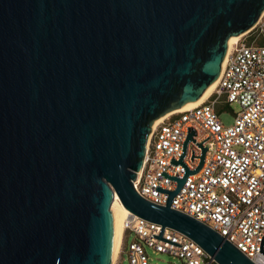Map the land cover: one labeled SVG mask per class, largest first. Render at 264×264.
<instances>
[{
	"label": "water",
	"instance_id": "1",
	"mask_svg": "<svg viewBox=\"0 0 264 264\" xmlns=\"http://www.w3.org/2000/svg\"><path fill=\"white\" fill-rule=\"evenodd\" d=\"M263 12L264 0H0V264H111L115 199L219 264H254L171 208L206 148L165 206L133 182L152 123L205 95Z\"/></svg>",
	"mask_w": 264,
	"mask_h": 264
},
{
	"label": "built area",
	"instance_id": "2",
	"mask_svg": "<svg viewBox=\"0 0 264 264\" xmlns=\"http://www.w3.org/2000/svg\"><path fill=\"white\" fill-rule=\"evenodd\" d=\"M245 36L227 52L212 95L153 128L133 187L145 200L165 206L168 192L177 188L172 179H183L185 168L194 171L206 148L202 168L186 178L171 208L217 232L254 264H264V12ZM222 101L240 108L229 126L216 111ZM189 131L194 136L183 166L175 165ZM121 227L119 250L127 264H149L147 250L171 256L176 264H219L183 234L129 212Z\"/></svg>",
	"mask_w": 264,
	"mask_h": 264
},
{
	"label": "bare ground",
	"instance_id": "3",
	"mask_svg": "<svg viewBox=\"0 0 264 264\" xmlns=\"http://www.w3.org/2000/svg\"><path fill=\"white\" fill-rule=\"evenodd\" d=\"M245 34H242V35H239L237 37H234L232 38L229 43H228V52L231 50L232 46L237 43V41L239 39H241L243 36H245ZM224 65V63H223ZM222 65V67H223ZM217 82H218V79L214 82L213 86L211 87V89L205 94L203 95L199 100H197L194 104H191V103H185V104H182V105H178L176 106L174 109H172L170 112H168L167 114H165L164 116L160 117L159 119L155 120L153 123H152V126H151V132L153 130V128L158 124L160 123L162 120H164L166 117H168L169 115L171 114H175V113H179V112H183V111H186V110H189V109H192V108H195L197 106H199L200 104H202L209 96L212 95L216 85H217ZM150 132V134H151ZM149 134V136H150ZM149 139V137H148ZM112 208L116 211V213L118 214V217H119V222H118V231H117V234H116V238H115V244H114V250H113V256H112V259H111V264H114V261L116 260L117 258V255H118V250H119V245L122 241V237H123V230H122V227H121V222L122 220L125 218V216L128 214V211L125 210L122 205L118 202L117 199H115V201L112 203Z\"/></svg>",
	"mask_w": 264,
	"mask_h": 264
},
{
	"label": "rangeland",
	"instance_id": "4",
	"mask_svg": "<svg viewBox=\"0 0 264 264\" xmlns=\"http://www.w3.org/2000/svg\"><path fill=\"white\" fill-rule=\"evenodd\" d=\"M246 38V36H243ZM240 111V108L232 104L228 109L225 107L219 108V114H220V120L225 126H229L232 124L233 121V114H237ZM132 236L129 237V241L132 240ZM120 246V245H119ZM118 252H121V250H118ZM147 254L149 257V264H176V259H173L171 256H168L166 254H155L152 253L151 250H147ZM119 255V254H118ZM122 264H127V260L124 257Z\"/></svg>",
	"mask_w": 264,
	"mask_h": 264
},
{
	"label": "crops",
	"instance_id": "5",
	"mask_svg": "<svg viewBox=\"0 0 264 264\" xmlns=\"http://www.w3.org/2000/svg\"><path fill=\"white\" fill-rule=\"evenodd\" d=\"M117 260L114 261V264H122L123 259H124V255L122 252H119V255H117Z\"/></svg>",
	"mask_w": 264,
	"mask_h": 264
},
{
	"label": "trees",
	"instance_id": "6",
	"mask_svg": "<svg viewBox=\"0 0 264 264\" xmlns=\"http://www.w3.org/2000/svg\"><path fill=\"white\" fill-rule=\"evenodd\" d=\"M220 107H225L226 109H228V105L222 101V102H221L219 105H217V107H216V111H217V113H220V112H219V108H220Z\"/></svg>",
	"mask_w": 264,
	"mask_h": 264
}]
</instances>
